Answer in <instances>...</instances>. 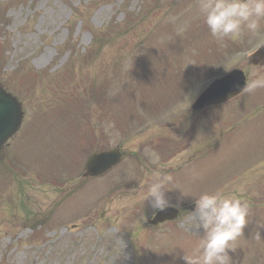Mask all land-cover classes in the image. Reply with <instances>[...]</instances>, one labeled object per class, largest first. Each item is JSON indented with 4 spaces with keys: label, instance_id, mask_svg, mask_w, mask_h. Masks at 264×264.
Returning <instances> with one entry per match:
<instances>
[{
    "label": "rangeland",
    "instance_id": "374dc122",
    "mask_svg": "<svg viewBox=\"0 0 264 264\" xmlns=\"http://www.w3.org/2000/svg\"><path fill=\"white\" fill-rule=\"evenodd\" d=\"M162 1L0 0V85L23 111L0 158V264H186L184 252L203 234L190 206L218 189L250 203L233 264H264V89L190 109L208 76L234 67L248 80L264 75L246 62L264 44V27L227 41L235 49L216 60L219 44L204 25L176 32L182 21L199 23L197 0ZM205 47L214 52L202 59ZM73 124L96 130L93 150L121 146L126 154L85 185L91 151ZM157 173L172 176L166 198L179 212L151 226L142 196Z\"/></svg>",
    "mask_w": 264,
    "mask_h": 264
},
{
    "label": "clouds",
    "instance_id": "9594fccd",
    "mask_svg": "<svg viewBox=\"0 0 264 264\" xmlns=\"http://www.w3.org/2000/svg\"><path fill=\"white\" fill-rule=\"evenodd\" d=\"M197 18L207 28L213 41L224 46L227 41L240 42L246 35L259 33L264 21V0H197ZM190 27L189 21L176 26L177 34H183ZM264 89V75H257L240 88L239 93L253 94ZM153 132H158L154 126ZM158 159V157H157ZM158 180L147 182L148 188L142 196L152 210V215L173 207L166 198V192L175 189L170 174L157 173ZM184 197H193L185 195ZM242 192V190H241ZM195 208L190 213L196 229H202V236L192 254L184 252L186 264H233L230 252L235 251L234 242L244 236V229L251 221L250 203L240 193H225L223 189L204 191L195 196ZM142 208V209H143ZM264 226V223H258ZM260 240V234L255 233Z\"/></svg>",
    "mask_w": 264,
    "mask_h": 264
},
{
    "label": "water",
    "instance_id": "95a60500",
    "mask_svg": "<svg viewBox=\"0 0 264 264\" xmlns=\"http://www.w3.org/2000/svg\"><path fill=\"white\" fill-rule=\"evenodd\" d=\"M249 62L254 64L264 63V50L259 49L257 52L248 57ZM245 83V77L240 70H233L220 79L214 80L208 88H206L194 103L195 109H200L206 105L221 103L237 94ZM21 119L20 106L10 94H7L0 87V149L8 137L17 129ZM1 155V152H0ZM112 154L101 153L92 156L87 163V171L95 173V171L108 164ZM114 162V161H112ZM176 216V210L172 207L159 211L148 221L151 224H158L166 219H172Z\"/></svg>",
    "mask_w": 264,
    "mask_h": 264
},
{
    "label": "flooded vegetation",
    "instance_id": "af4514ba",
    "mask_svg": "<svg viewBox=\"0 0 264 264\" xmlns=\"http://www.w3.org/2000/svg\"><path fill=\"white\" fill-rule=\"evenodd\" d=\"M88 129H89L88 131L90 134H93V132L96 133V130L93 127L91 128L90 126H88ZM91 130H92V132H91ZM93 139H94V136L92 135V136H90L89 141H87V145L89 146V149L91 151L90 154H92L94 152H99V151H104V150L109 149V147H108L107 149L104 148L103 150H93V149H95V141H91ZM97 147L99 148V145H97Z\"/></svg>",
    "mask_w": 264,
    "mask_h": 264
}]
</instances>
